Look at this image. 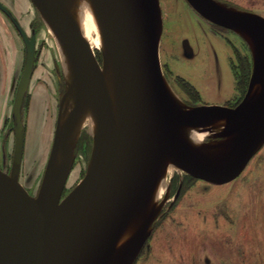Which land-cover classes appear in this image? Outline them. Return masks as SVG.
Segmentation results:
<instances>
[{
    "label": "water",
    "instance_id": "1",
    "mask_svg": "<svg viewBox=\"0 0 264 264\" xmlns=\"http://www.w3.org/2000/svg\"><path fill=\"white\" fill-rule=\"evenodd\" d=\"M31 1L69 57L73 76L60 102L41 184L32 196L18 176L24 146L21 106L36 36L18 28L26 55L13 102L12 165L8 173L0 168V264H132L150 232L157 210L151 199L167 165L221 184L238 175L264 142V16L216 0H186L204 19L245 36L253 56L246 91L236 105L181 107L161 71L158 0H90L103 37L101 62L68 0ZM0 9L8 13L1 3ZM182 45L192 53L186 40ZM110 70L114 98L105 80ZM85 102L96 126L90 161L62 197L79 133L75 139L71 135ZM186 129L206 130L220 140L196 145ZM134 219L137 227L116 248Z\"/></svg>",
    "mask_w": 264,
    "mask_h": 264
},
{
    "label": "rangeland",
    "instance_id": "2",
    "mask_svg": "<svg viewBox=\"0 0 264 264\" xmlns=\"http://www.w3.org/2000/svg\"><path fill=\"white\" fill-rule=\"evenodd\" d=\"M216 1L233 10L264 16V0ZM0 3L8 11L0 9V168L7 173L14 150L13 102L26 55L18 28L36 36L33 71L21 106L24 146L18 176L28 193L35 196L68 80L60 62V43L32 1ZM158 5L159 61L176 102L181 107L231 106L240 99L236 87L240 65L248 61L252 69L248 39L210 23L186 0H158ZM185 40L191 54L182 45ZM93 49L101 62L100 49ZM178 77L197 89L198 102L179 87ZM198 132L204 134L201 144L220 140L209 131ZM91 150L92 133L85 125L74 146L65 195L86 173ZM165 180L167 188L158 198L150 232L132 264H264V142L228 182L211 184L179 169L167 173Z\"/></svg>",
    "mask_w": 264,
    "mask_h": 264
},
{
    "label": "bare ground",
    "instance_id": "3",
    "mask_svg": "<svg viewBox=\"0 0 264 264\" xmlns=\"http://www.w3.org/2000/svg\"><path fill=\"white\" fill-rule=\"evenodd\" d=\"M70 4V11L75 19L77 25L79 26L83 36L85 39L89 42L92 49L94 47H98L100 51L104 49V43H103V37L101 34V28L97 19L96 12L94 10V7L90 0H68ZM60 46V62L62 64V70L64 73L65 78L69 80L68 83L72 80V70H71V63L69 60V57L64 52V49L62 46ZM94 51V49H93ZM105 80L107 83V86L109 88V93L114 98V83H113V77H112V71H108L105 74ZM74 86H73V92L74 93ZM73 94L71 97L68 98L69 106L73 105ZM92 107L89 103L85 102L83 106L81 107L80 114L77 119V123L75 126V129L73 131V134L71 135L72 139H75L79 133V130L83 126H88L91 133H95L96 126H95V119ZM216 129V128H215ZM218 129V128H217ZM216 129V130H217ZM185 135L187 139L196 144L200 145L199 140L204 136V134L199 133L196 129H186ZM46 137V136H45ZM172 170L178 171V168L172 167V165H167L164 174L159 179V182L157 183L156 189L154 191V195L151 199V203L157 205L158 198L161 197V195L164 193V191L167 188V183L165 180V177L167 173H171ZM139 219V218H138ZM139 223V220L135 219L132 220L126 228L123 230L121 236L119 237V240L117 242L116 248L119 246H122L124 242L128 239V237L132 234V232L135 230Z\"/></svg>",
    "mask_w": 264,
    "mask_h": 264
},
{
    "label": "trees",
    "instance_id": "4",
    "mask_svg": "<svg viewBox=\"0 0 264 264\" xmlns=\"http://www.w3.org/2000/svg\"><path fill=\"white\" fill-rule=\"evenodd\" d=\"M240 61H243V60H241V58H240ZM250 67L251 66L249 65L248 61H246V63H241L240 75L236 76V87H237V90L241 93V98L244 95L246 87H247V83H248V79H249V75H250V71H251ZM232 69H234L233 66H232ZM176 82L178 83L179 87L187 94V96L191 100H193L194 102L199 101L200 95H199L197 89L191 83L187 82L186 80H184L181 77L176 78ZM240 99H238L231 106H234L235 104H237V102Z\"/></svg>",
    "mask_w": 264,
    "mask_h": 264
},
{
    "label": "flooded vegetation",
    "instance_id": "5",
    "mask_svg": "<svg viewBox=\"0 0 264 264\" xmlns=\"http://www.w3.org/2000/svg\"><path fill=\"white\" fill-rule=\"evenodd\" d=\"M210 23H211V22H210ZM196 179H197V178H196ZM200 180H201V179H200ZM63 196H65L64 191H63V195H62V197H63Z\"/></svg>",
    "mask_w": 264,
    "mask_h": 264
}]
</instances>
